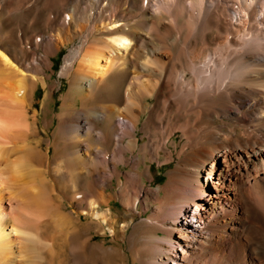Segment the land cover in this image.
<instances>
[{
	"label": "bare ground",
	"instance_id": "1",
	"mask_svg": "<svg viewBox=\"0 0 264 264\" xmlns=\"http://www.w3.org/2000/svg\"><path fill=\"white\" fill-rule=\"evenodd\" d=\"M38 1L0 0L1 17L5 13L12 22L16 14L32 15L33 21L26 30L17 26L14 43L8 32L0 35V264L42 262L38 212L27 213L36 210L29 204L42 198L41 188L13 156L19 152L15 144L25 140L33 89L47 87L41 75L50 69V56L75 40L59 73L69 78V88L57 128L81 142L75 151L83 146L99 154L102 133L97 137L93 125L108 117L105 146L117 130L113 117L120 116L118 129L131 135L148 113L151 130L159 104L173 112L172 135L189 140L164 188L163 203L173 218L151 233L155 242L142 249V264H264V0H43V31L36 33L43 15ZM154 1L158 12L150 9ZM177 45L189 54L173 55ZM113 78L117 84L137 78L142 102H155L131 108L128 81L122 94L114 87L91 100L97 109L72 113L71 101L85 98L81 90L90 94ZM121 99L124 106L116 108ZM78 164H69L70 173ZM191 210L200 227L178 222ZM85 213L97 226L110 224L93 200ZM58 216L56 222H67Z\"/></svg>",
	"mask_w": 264,
	"mask_h": 264
},
{
	"label": "rangeland",
	"instance_id": "2",
	"mask_svg": "<svg viewBox=\"0 0 264 264\" xmlns=\"http://www.w3.org/2000/svg\"><path fill=\"white\" fill-rule=\"evenodd\" d=\"M41 2L43 3V0L38 1L37 9L40 8L39 11L41 12L39 13L43 12V15L40 14L38 19L36 33L43 31L45 14L41 10ZM150 9L153 12H158L157 2H152ZM20 16L16 14L13 18L14 21L11 22L8 15L2 14L0 21L4 25H1L3 29H0V35L2 32H8L9 39H13L10 40L13 42L17 26L22 25L21 28L26 30L33 25L32 15L25 18ZM77 42L79 41L75 40L73 43L60 47L57 53L50 56V69H46L45 73L41 75L47 87L42 88L41 85L36 84L33 89V95L30 96L29 100L31 107L24 114L26 116L25 125H27V128L25 127L26 135L23 136L25 140L22 138L23 140L21 139L15 144L19 152L13 156L15 161L23 164L24 169L20 168L22 171L24 170V173H28L25 177L34 179L33 182L39 189L41 188L40 192L42 193L40 195L42 198L38 197L36 201L32 202L33 204H29V209L33 206L32 210H36L31 211L30 209L31 213L27 212L31 215L33 213L36 215L38 212L37 216H43L41 218L36 216L37 219L34 221L37 227L40 226L36 236L40 242V252L43 258L41 264H142L140 261L141 253L155 242L154 236H152L154 235L153 232L157 228H163L167 225V221L173 218L172 215L169 216L170 211L163 203L164 188L168 174L176 168L184 153L189 151V140L182 137L180 133L172 135L175 129L174 123L171 122L174 118L173 112L170 110L163 111V107L159 104L156 108V123L151 130L146 127L145 123L149 116L148 113L140 115L136 128L133 132L131 131V135L129 133L126 135L118 129L122 125L120 124L122 122L118 120L120 116L113 117V123L117 130L112 134V143L110 142L111 144L105 146L103 135L109 131L106 129L109 126L107 124H110V121H106L108 117L106 120L98 121L97 126L93 125L94 133L98 132L97 137L102 133L100 144L103 147H101L99 154L94 152V155H90L83 146L77 147L78 149L75 151L74 146L80 145L81 142L57 128L62 112L60 108L69 88V78L61 77L59 73L64 56ZM13 43L10 48H17ZM172 50L175 56L180 55H177L178 52H183L185 56L189 54L186 52L188 49L182 45H177ZM184 52L188 54L186 55ZM109 74L107 73L105 77L108 78ZM131 80H123L122 84L121 82L113 83L114 78L106 80L104 86L92 90L93 94L81 90L85 97L83 100L87 105L82 109L81 104L84 101L73 97L74 100L71 101L72 113L76 115L77 111L80 110L91 112L97 109V103H90L91 100L97 101L100 92L104 90H106L104 92H108L107 89L109 91L114 90V87L122 94L128 81L131 84V86L129 84L131 103L133 104L136 100L134 105L130 103V107L139 110L140 107L152 106L155 102L153 97L142 102L141 96L138 94L141 81H138L137 78L133 79L132 82ZM107 81L112 84L110 85ZM121 88L123 89L120 90ZM131 90H134L135 93ZM136 93L137 95H135ZM45 95L48 96L44 100ZM123 99L120 100L116 108L121 109L124 106ZM125 126H127L126 123ZM83 132L85 134L86 130ZM115 146L118 147L116 151H114ZM29 149H33L34 154H29L32 152ZM35 154L41 156L42 159L37 162L34 161ZM75 159L80 163L78 164L79 168L73 169L70 173L72 166L69 164L76 162ZM16 164L22 165L17 162ZM26 165L31 171H27ZM75 177L76 179H74ZM75 186L77 187L75 188ZM7 195L6 192L5 197ZM39 200L40 202L42 200L41 206H38ZM91 200L97 202L99 210L106 213L109 226H97L93 223V219L85 213ZM4 203L5 210L9 209L7 201ZM125 206H129L131 210L126 212ZM43 207H46L47 210ZM58 213L71 221L56 222L55 218H57ZM192 218H195L193 210L188 211L185 218L178 219V222L188 224L191 228L200 227L201 225L196 223L197 220L192 222ZM158 234L163 236L162 232Z\"/></svg>",
	"mask_w": 264,
	"mask_h": 264
},
{
	"label": "crops",
	"instance_id": "3",
	"mask_svg": "<svg viewBox=\"0 0 264 264\" xmlns=\"http://www.w3.org/2000/svg\"><path fill=\"white\" fill-rule=\"evenodd\" d=\"M125 209H126V212H128V211H130L131 210V208L129 207V206H125ZM109 212V211H108Z\"/></svg>",
	"mask_w": 264,
	"mask_h": 264
}]
</instances>
